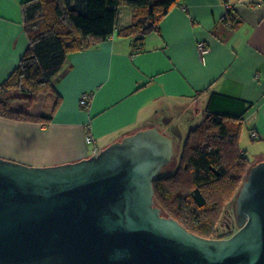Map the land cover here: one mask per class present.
<instances>
[{
  "label": "crops",
  "instance_id": "0c3cea01",
  "mask_svg": "<svg viewBox=\"0 0 264 264\" xmlns=\"http://www.w3.org/2000/svg\"><path fill=\"white\" fill-rule=\"evenodd\" d=\"M26 1L0 0V84L29 47L22 15ZM230 6L241 22L236 28L223 22L228 8L221 0H183L141 49L115 34L71 54L54 92L39 95L33 105L12 103L15 111L32 116L52 114L51 121L0 117V157L34 167L78 162L93 156L88 132L102 151L157 127L172 111L194 116L199 104L198 112L242 116L250 139L242 151L255 164L264 161V2L231 0ZM132 21L133 9L122 6L118 26ZM199 44L208 51L201 52ZM85 93L92 96L88 109L80 105ZM251 131L258 133L256 140ZM251 150L257 161L248 155Z\"/></svg>",
  "mask_w": 264,
  "mask_h": 264
},
{
  "label": "water",
  "instance_id": "95a60500",
  "mask_svg": "<svg viewBox=\"0 0 264 264\" xmlns=\"http://www.w3.org/2000/svg\"><path fill=\"white\" fill-rule=\"evenodd\" d=\"M175 148L152 127L73 163L0 157V264H264V161L237 196L239 230L206 239L156 204L154 182Z\"/></svg>",
  "mask_w": 264,
  "mask_h": 264
},
{
  "label": "trees",
  "instance_id": "16d2710c",
  "mask_svg": "<svg viewBox=\"0 0 264 264\" xmlns=\"http://www.w3.org/2000/svg\"><path fill=\"white\" fill-rule=\"evenodd\" d=\"M183 0H28L22 4L29 47L18 67L0 84V117L22 122H49L12 108L14 101L35 104L54 92L55 78L71 54L96 47L117 34L141 49L148 36L161 32L162 21ZM224 23L241 22L230 6ZM264 2V0H262ZM122 6L133 9V21L119 27ZM243 117L209 110L175 148L178 164L155 180V200L163 215L206 239L228 238L219 228L227 207L236 201L255 165L242 151Z\"/></svg>",
  "mask_w": 264,
  "mask_h": 264
},
{
  "label": "rangeland",
  "instance_id": "374dc122",
  "mask_svg": "<svg viewBox=\"0 0 264 264\" xmlns=\"http://www.w3.org/2000/svg\"><path fill=\"white\" fill-rule=\"evenodd\" d=\"M122 12H126V9L125 8L122 9ZM198 105L199 104H197V105L195 104V109H196L195 112L196 113L194 114V116L190 115L188 113H185V110H183V109H181V110L179 109V110H175L174 112L172 111V113H170V116H165L164 120H165V118L174 117L175 123L173 121H171L170 123L177 124V125L179 124L181 126L180 130L182 132L183 138H185L186 135L188 134L189 130L198 126L203 121L204 117L206 116V113L204 111L198 112L197 109H200V107ZM164 120L158 122V124H157V127H159L162 132L165 130V125L163 126ZM247 133H248V131L244 128L243 138L241 140V146L247 147L248 142H250V139H249ZM177 142L175 143L176 145H178ZM248 155L254 161H257V159H259V158H256L254 156V154L252 153V150ZM177 164H178L177 160L172 162L168 171L174 170L176 168ZM236 209H237L236 201H234L232 204H230L227 207L226 213L224 214V216L222 218L221 225L219 228L220 233L225 235V236H228V238L231 237L233 234H235L239 230V227L237 226V211H236Z\"/></svg>",
  "mask_w": 264,
  "mask_h": 264
},
{
  "label": "built area",
  "instance_id": "2783aa9c",
  "mask_svg": "<svg viewBox=\"0 0 264 264\" xmlns=\"http://www.w3.org/2000/svg\"><path fill=\"white\" fill-rule=\"evenodd\" d=\"M199 49L203 53H206L208 51L204 44H199ZM91 98H92L91 94L89 93L83 94L80 100L81 107L84 109H88L90 107ZM88 129H90V127H88ZM250 136L253 140H256L258 138V133L256 131H251ZM86 141L88 145L94 146L93 155H98L101 152V150L96 146L95 138L89 132Z\"/></svg>",
  "mask_w": 264,
  "mask_h": 264
},
{
  "label": "flooded vegetation",
  "instance_id": "af4514ba",
  "mask_svg": "<svg viewBox=\"0 0 264 264\" xmlns=\"http://www.w3.org/2000/svg\"><path fill=\"white\" fill-rule=\"evenodd\" d=\"M166 119V118H165ZM165 125V130L163 131L165 134L170 135L172 138H174L175 143L178 141L179 142V138L176 137V135L172 132L173 128L175 127V124H165V120H164V124ZM160 129V128H159ZM177 142V143H178ZM176 145V144H175Z\"/></svg>",
  "mask_w": 264,
  "mask_h": 264
}]
</instances>
